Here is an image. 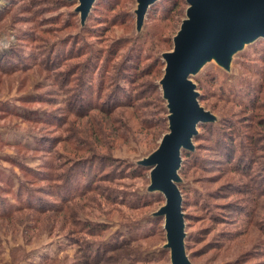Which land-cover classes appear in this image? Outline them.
Wrapping results in <instances>:
<instances>
[{
  "label": "rangeland",
  "instance_id": "obj_1",
  "mask_svg": "<svg viewBox=\"0 0 264 264\" xmlns=\"http://www.w3.org/2000/svg\"><path fill=\"white\" fill-rule=\"evenodd\" d=\"M0 0V264H170L137 161L168 130L158 83L185 0ZM138 71V72H137ZM178 169L192 264H264V38L191 76Z\"/></svg>",
  "mask_w": 264,
  "mask_h": 264
},
{
  "label": "water",
  "instance_id": "obj_2",
  "mask_svg": "<svg viewBox=\"0 0 264 264\" xmlns=\"http://www.w3.org/2000/svg\"><path fill=\"white\" fill-rule=\"evenodd\" d=\"M75 12L83 23L95 0H77ZM156 0H136V30L147 8ZM185 17L173 36L171 50L162 53L164 67L158 81L166 102L168 130L158 146L138 164L149 168L147 190L164 196L152 214L164 218L170 264H192L185 250V223L178 169L183 150H193L201 122L216 117L198 101L191 76L214 60L228 70L232 56L245 44L264 38V0H185Z\"/></svg>",
  "mask_w": 264,
  "mask_h": 264
},
{
  "label": "trees",
  "instance_id": "obj_3",
  "mask_svg": "<svg viewBox=\"0 0 264 264\" xmlns=\"http://www.w3.org/2000/svg\"><path fill=\"white\" fill-rule=\"evenodd\" d=\"M138 72V71H137Z\"/></svg>",
  "mask_w": 264,
  "mask_h": 264
}]
</instances>
